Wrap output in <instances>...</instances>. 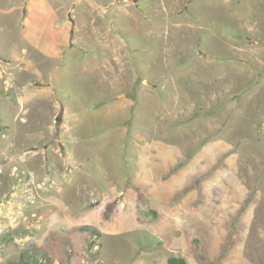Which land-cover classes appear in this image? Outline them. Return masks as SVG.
<instances>
[{"label":"rangeland","instance_id":"1","mask_svg":"<svg viewBox=\"0 0 264 264\" xmlns=\"http://www.w3.org/2000/svg\"><path fill=\"white\" fill-rule=\"evenodd\" d=\"M264 264V0H0V264Z\"/></svg>","mask_w":264,"mask_h":264},{"label":"trees","instance_id":"2","mask_svg":"<svg viewBox=\"0 0 264 264\" xmlns=\"http://www.w3.org/2000/svg\"><path fill=\"white\" fill-rule=\"evenodd\" d=\"M168 263L169 264H186V261L183 258L172 257L168 260ZM22 264H48V263H46V262L43 263V262H40L38 260H35V261L25 262Z\"/></svg>","mask_w":264,"mask_h":264}]
</instances>
